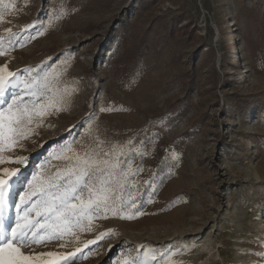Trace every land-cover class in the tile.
I'll list each match as a JSON object with an SVG mask.
<instances>
[{
	"label": "rangeland",
	"instance_id": "rangeland-1",
	"mask_svg": "<svg viewBox=\"0 0 264 264\" xmlns=\"http://www.w3.org/2000/svg\"><path fill=\"white\" fill-rule=\"evenodd\" d=\"M174 16L189 27L171 33ZM144 29L147 53L113 71ZM0 37V66L24 79L51 73L39 103L63 97L3 153L27 163L0 164V175L20 168L30 179L45 161L41 171L55 174L84 147L115 146L142 206L25 255L79 248L75 264H264V0H0ZM14 215L5 209L7 227Z\"/></svg>",
	"mask_w": 264,
	"mask_h": 264
},
{
	"label": "snow or ice",
	"instance_id": "snow-or-ice-1",
	"mask_svg": "<svg viewBox=\"0 0 264 264\" xmlns=\"http://www.w3.org/2000/svg\"><path fill=\"white\" fill-rule=\"evenodd\" d=\"M7 31L11 33V29ZM3 54L0 51V55ZM51 75L44 73L42 77L24 79L20 72L8 71L7 65L0 66V164H26V157L13 160L3 153L12 150L29 134L28 125L33 123L34 117H42L49 108L62 102L63 97L53 95L48 103H39L40 97L49 91ZM9 90L10 102L6 99ZM106 110L101 109L102 112ZM65 151L72 150L67 146L60 148V156L63 157ZM122 155L123 151L115 146L107 152L101 145L84 147L82 153L64 157L69 164L62 170L55 174L44 173L41 169L45 161L33 171L30 179H21L20 168H3L0 175V264H75L82 249L67 254L48 252L35 256L25 255L22 249L41 243L45 238L74 235V229L88 228L93 218L108 213L121 219H133L142 214L139 201L127 191L131 172L120 167ZM14 186L19 187L15 204L11 202ZM6 208L15 209L11 227L6 226ZM108 235L110 233H101L97 240ZM96 243V240L88 242ZM145 256L156 260L155 254L145 253ZM125 264H149V261L135 257Z\"/></svg>",
	"mask_w": 264,
	"mask_h": 264
},
{
	"label": "trees",
	"instance_id": "trees-1",
	"mask_svg": "<svg viewBox=\"0 0 264 264\" xmlns=\"http://www.w3.org/2000/svg\"><path fill=\"white\" fill-rule=\"evenodd\" d=\"M184 19L174 16L170 20V31L185 30L189 23L181 25ZM147 31L144 29L140 33L132 34L129 42L123 43L120 52L112 60V70L116 72L123 71L130 64L138 63L150 48L147 38Z\"/></svg>",
	"mask_w": 264,
	"mask_h": 264
}]
</instances>
